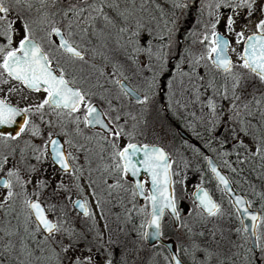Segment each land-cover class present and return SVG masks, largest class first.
Segmentation results:
<instances>
[{"label":"flooded vegetation","instance_id":"obj_1","mask_svg":"<svg viewBox=\"0 0 264 264\" xmlns=\"http://www.w3.org/2000/svg\"><path fill=\"white\" fill-rule=\"evenodd\" d=\"M118 2L121 10L128 6L126 0ZM217 4L220 7H216ZM238 4L239 0H137L135 15L127 21L116 16L115 10H110L116 26L105 29V39L89 36L81 40L79 29L73 28V39L87 49L85 61L74 60L58 51L59 37L47 35L52 26L68 30L67 19L60 14L64 7L63 0L55 7L51 4L47 6L45 10L49 12V18L43 22L40 19L42 13L35 10L39 7L35 2L31 11L17 7L10 13V18L16 20L12 46H18L24 36L21 20L29 21L33 36L49 52L53 68L58 73L63 69L66 79L75 80L78 87L93 93L91 102L111 117L119 115L120 119L113 120L111 127L123 128V133L119 136L109 135L99 126L86 127L82 122L77 125L72 117L57 116L47 106L42 112L33 109L30 113L17 116L12 125H0V131L15 134L23 120L28 119L29 128L36 125L40 133L33 136L26 129L16 140H0V164H3L0 177L6 179L8 171L15 170L23 181L21 186L15 177L11 178L12 191L16 195L0 209V227L17 233L11 237L0 233L3 236L0 246L9 240L15 245L11 253L0 250V264H18L17 256L21 259L22 252L17 244L21 245V239L27 235L22 230L27 217L23 203L26 198L38 199L45 206L50 219L60 220L72 232L76 230L75 226L82 229L81 239L72 242L82 248L85 254L92 250L95 257L104 255L106 261L110 259L112 264H126L122 259L124 246L119 242L104 241L98 235L102 231L99 223L94 222V219H84L80 223L72 218V209L83 215L74 206V199L81 197L88 202L87 197L77 193L70 204L66 198L68 193H62L59 184L54 186L55 172L66 175L74 183L78 176L92 184V176L98 177L104 168L109 169L102 175L108 185L100 192L91 188L97 194L98 203L100 200L106 201L113 213L124 219L123 223L129 231L125 243L131 248L135 236L133 228L136 223L143 224L140 233L144 264H171L170 251L161 239L172 241L173 248L184 264H264V220L259 219L264 217V159L255 155L258 138L264 135V130L260 129L255 118L251 119L252 126L248 132L241 131L240 124L230 119L229 102L215 93V89L225 83V74L207 59L208 41L201 42L203 36L210 32L211 24L218 20L215 30L230 41L228 55L234 63L238 62L244 44H237L235 32L246 29L245 36L256 32V24L264 19V0H256L250 16L249 10ZM230 16L235 21V32L227 31ZM95 27L97 30L102 29L103 22L97 21ZM124 27L132 31L119 33L118 29ZM132 32L137 35L133 36ZM50 40L56 43H50ZM3 43H6V38H0V44ZM133 48L137 51L133 52ZM146 49H150V52ZM2 79L7 83H0V98L15 107L23 109L39 104L46 96L45 92L30 90L6 74ZM115 79H120L123 85L135 91L124 96L120 85L113 83ZM228 83L230 86V80ZM210 84L213 87H209ZM253 88H261L258 81L248 83V90ZM137 97L141 101L144 97L148 99L141 103ZM210 98L217 103L216 113L207 106ZM83 114L82 106L75 115L82 119ZM49 134L52 139L60 140L62 150L72 153L74 159L69 160L71 171L65 172L54 162ZM104 136H108V139H104ZM239 141H243L247 150ZM127 143L158 144L167 152L171 165L172 194L179 220L165 209L161 217L160 239L151 243L143 235L150 218L151 202L136 194L137 188L131 173L124 175L116 169L121 161L114 156L117 149L112 145L116 144L122 149ZM45 145H48L47 151L41 156ZM5 157L7 163H4ZM209 157L227 176L233 192L225 191L216 179L208 163ZM181 169L195 183L190 191L176 179ZM138 177L144 185L145 195H149L146 174L140 173ZM117 183L119 187H109ZM198 185H203L220 205L219 215L209 216L199 206L194 197ZM27 190L31 194L24 197ZM5 192L8 189L0 186V201L4 200ZM44 192L47 193L46 198L43 197ZM62 195L64 202L61 201ZM236 195L251 201L245 207L258 217L256 221L235 207ZM140 208L145 211V217L143 213L140 214L143 222H140L139 213L136 212ZM249 221L253 222L252 234L248 229L245 231L244 222ZM28 223L33 224L31 221ZM199 225L208 226V232L200 235ZM28 230L35 239L44 238L35 227ZM58 236L61 237L58 241L68 243V237ZM35 241L31 240L32 244ZM45 246L51 252L49 256L53 257V264H57L51 249L60 252V247L51 242ZM60 258L64 259L62 252Z\"/></svg>","mask_w":264,"mask_h":264},{"label":"snow or ice","instance_id":"obj_2","mask_svg":"<svg viewBox=\"0 0 264 264\" xmlns=\"http://www.w3.org/2000/svg\"><path fill=\"white\" fill-rule=\"evenodd\" d=\"M34 2L39 4V7L35 10L37 13H42L40 19L43 22L49 18V12L45 10L47 6L51 4L55 7L62 0H0V38H6V43L0 44V83H7V81L2 79L6 74L9 78L19 81L30 90L45 92L46 96L39 104L30 105L23 109L13 106L4 98H0V125H12L16 122L17 116L30 113L33 109L36 112H42L47 106L57 116L66 115L72 117L77 125L82 122L86 127L94 128L99 126L106 130L109 135H121L123 128L111 127L113 120L118 121L120 116L111 117L108 112H105L98 105L91 102L90 97L94 95L93 93L78 87L75 80L66 79L63 74V69H60L58 73L53 68V61L49 52L33 36L32 26L29 21L21 20L24 28V36L19 41L18 46H12L13 36L16 32V20L10 18V13H13L17 7L31 11L34 7ZM136 3L137 0H126L128 6L121 10L118 0H63L64 7L61 9L60 14L67 19L68 30L64 31L62 27L52 26L47 32V35L51 37L55 34L59 37L57 45L58 51H62L74 60L85 61L87 49L83 48L81 44L73 39V28L79 29L81 40L89 36L97 39H105V29L116 26L115 18L110 15V10H115L116 16L127 21L135 15ZM255 3L256 0H239L238 6L246 7L249 10L248 15L250 16ZM216 7H220V5L217 4ZM97 21L103 22L104 27L100 30H97L95 27ZM217 23L218 20L211 24L210 32L205 34L201 41L202 43L208 41L206 45L207 59L211 61L215 68L222 70L226 77L225 83L220 88H216L215 93L229 102V117L234 122L240 124L241 131L248 132L249 127L252 126V118L257 119V124L260 126V129L264 130V90H262L264 89V19H260L256 24V32L245 36L246 29L235 32L233 27L235 21L231 16L228 18L227 31L235 32L237 44H244L242 52L238 55L237 63H234L228 55L230 41L223 34L215 30ZM90 28L92 29L91 32L89 31ZM131 31V28L128 27L118 29L119 33ZM132 35L135 36L137 33L132 32ZM50 43L56 42L50 40ZM146 50L150 52V49ZM232 50L235 51V49ZM135 51L137 49L133 48V52ZM201 58L203 59L204 57ZM236 69H239V71ZM229 80L231 82L230 86L228 83ZM255 81L259 82L261 88L248 90V83ZM113 83L120 85L124 96H129L135 91L131 88H125L120 79H115ZM209 87H213V85L210 84ZM137 99L138 102L143 103L148 98L144 97L142 101L138 97ZM82 106L84 114L81 119L80 116H76L75 114L81 110ZM207 106L213 113H216L217 103L214 99L210 98ZM41 119H43L42 116ZM26 129L33 136L40 134L36 125L29 128V120L24 119L22 126L18 128L15 134L0 131V140H16ZM128 135L130 136L131 134L129 133ZM104 139L107 140L108 136H104ZM258 139L259 145L256 147L255 155H260L264 159V135ZM49 143L51 145L54 162L59 164L65 172L71 171L69 160L74 159L72 153L62 150L63 145L60 140L52 139L51 134H49ZM68 143H71V141ZM239 143L243 145V141H239ZM112 146L114 149H117L114 151V156L118 157L121 161V163L116 165V169L124 175L128 173H131L133 176L138 175L140 169L137 163L133 161V157L143 151L145 158L141 163L145 170L151 174L152 192L149 195H145L143 183L137 182L136 194L144 196L146 200L151 202V212L148 214L150 218L146 223L149 227L154 228V232L151 235L159 237L161 235V217L166 208L171 209L172 214L179 220V212L174 195L169 192V185L172 181L171 165L168 161L167 154L162 148L156 146L149 148L148 145H144L142 149L135 143H127L122 149L118 148L116 144ZM243 146L247 150V146ZM47 147L48 145L44 146V149L41 151V156L47 151ZM39 158L37 157V159ZM4 163H7V157L4 158ZM2 167L3 164H0V169ZM212 172L215 173L225 191L229 193L233 192V189L229 187V180L224 175H221L215 166L212 167ZM7 177L6 179L0 178V186L8 189L4 200L0 201V209H3L6 202L11 201L16 195L12 191L13 183L11 178L15 177L16 181L23 186V181L18 171L9 170ZM77 179H79L78 176ZM59 186L64 187L62 183ZM119 186V183L109 185L110 188ZM196 197L199 206L205 209L209 216H217L221 213L220 205L212 199L207 191L198 187ZM23 203L27 209L24 231L32 239H35L33 233L28 230V222L31 221L35 224L36 231H40L44 239L43 241H37L36 247L32 248L22 238L20 251L24 253L26 259L21 260L17 256L18 264H33V257H35L37 264L42 260H51L53 257L49 255H35L37 252L46 253L48 249L41 245L42 243L46 244L48 242L57 244L60 247V252L64 254V259L62 260L60 258V252H56L55 248L51 249L55 253L57 264H64V260H67L68 264H93V257L91 255L86 257L68 255L74 248L71 239L74 233L71 228L65 227L60 220L54 221L50 219L45 206L39 200L26 198ZM246 204H251V201H246L239 195L235 196V207L238 210H243L244 214L249 215L252 221H256L258 217L249 212V209L245 207ZM74 206L81 209L84 216L92 215L86 200L78 199L74 202ZM259 219L264 220V217H259ZM245 231H247V228H245ZM0 233L9 237L17 234L8 231L4 227H0ZM57 234L68 237V243L64 244L62 241L56 240ZM143 235L147 237L149 233L145 232ZM200 235H204V233H200ZM213 235L215 234L213 233ZM0 239H3V236H0ZM194 247L198 248L199 246L194 245ZM0 250L11 253L15 250V245L9 240L6 244L0 246ZM106 264H112V261L109 259L106 261ZM171 264H182V259L173 255Z\"/></svg>","mask_w":264,"mask_h":264},{"label":"rangeland","instance_id":"obj_3","mask_svg":"<svg viewBox=\"0 0 264 264\" xmlns=\"http://www.w3.org/2000/svg\"><path fill=\"white\" fill-rule=\"evenodd\" d=\"M238 55V53H237ZM187 165V163H185ZM105 165V163H104ZM180 168V165H179ZM105 169V170H104ZM102 170H100V174L98 175V177L96 175H93L91 180H92V184L89 182H86L85 179L83 178H79L76 179L75 183L73 182L74 180H72L71 178H67L66 175H62V174H57V172L54 173V186H57L58 184L61 185V183L64 185V187H60V190L62 193L66 192L68 193V200L71 204V200L72 198L77 194V193H82L84 196L87 197L88 202H89V211L91 212L92 215L90 216H83L81 214H79L78 212H76L75 210L72 209V218L76 219V221H79L80 223H82V220L84 219H94L96 223H99L100 226L102 227V231L98 232V235H101V238L104 241H112V242H119L121 243L124 247H123V252L122 254L124 255L122 257V259L124 260V262L126 261V264H144V257L142 255V250H143V242H142V236H141V228L143 224H139L136 223L133 230H134V243H133V247L131 248L130 246L127 245V243H125L127 241L128 238V228L127 226L123 223L124 219L121 220V218H119L118 216H116L113 211L110 209V207L108 205H106V201L104 200H100V202L98 203V199H97V194L92 190V188L94 190L97 191H101V189L105 188L108 183L104 182V178L102 175L106 174V171H109L108 168H104ZM178 175L176 176V179L178 182H182L185 185V188L187 191H190V189L192 188V186L195 185V183H193L190 177H188V175L186 173H184V171H178ZM76 185V186H75ZM103 185V186H102ZM75 187V191L72 192V187ZM79 186V187H78ZM92 186V188H91ZM78 187V188H77ZM72 192V193H70ZM5 195H7V192L4 193ZM31 194L29 190H27L26 193H24V197ZM66 195V194H64ZM23 196V195H22ZM43 197L46 198L47 197V193L44 192ZM61 201H65L62 195V199ZM110 204V203H109ZM137 213H139L138 218L139 220L142 219L140 214H144L145 211L142 210V208L136 210ZM24 217H25V213H24ZM145 217V214H144ZM140 222H143V220H140ZM94 224V223H93ZM73 225V222L71 224V227ZM23 229L25 228V224H23ZM34 228V224H30L28 223V228ZM74 227V226H73ZM198 227V231L202 232V233H207L208 232V226H203V225H199ZM76 230L73 231V233L76 232V235H73L72 241H79L81 239V234H83V232L81 231L82 229H80L79 227L75 226ZM27 234L26 236H24V241L25 243H27L30 247L35 248L36 247V242L37 241H43L44 238H39V239H34L36 240L35 242H31V240L33 241L32 237L28 235V233H24ZM58 236V234H57ZM56 236V237H57ZM57 240H61V237H57ZM125 243V244H124ZM17 246L19 247V249H21V245L20 243L17 244ZM42 247H46L45 243H42L41 245ZM129 247V248H127ZM48 249V248H47ZM91 251V253L89 254V252ZM87 254H85L84 251H82V248L78 247L77 245H74V248L68 253L69 256H88L91 255L93 257V263L94 264H103L106 261V258L104 255L102 256H98L95 257V252L90 250ZM57 252V251H56ZM51 252L48 251L46 253H39L37 252L35 255H50ZM104 254V253H103ZM21 256V260L26 259V256L24 255V253L20 254ZM143 257V258H142ZM33 264H37L35 257H33ZM39 264H53L52 259L48 260V261H40ZM64 264H68L67 260H64ZM105 264V263H104Z\"/></svg>","mask_w":264,"mask_h":264},{"label":"water","instance_id":"obj_4","mask_svg":"<svg viewBox=\"0 0 264 264\" xmlns=\"http://www.w3.org/2000/svg\"><path fill=\"white\" fill-rule=\"evenodd\" d=\"M124 86H125V88H128L127 85H124ZM135 144H137V143H135ZM144 145H148L149 148H151L152 146H156V147L162 148V149L164 150V152L167 154V152L165 151V149H164L162 146L158 145V144H144ZM144 145H139V144H137V146H138V147H141V149L143 148ZM167 156H168V154H167ZM144 158H145V157H144V153H143V151H141L140 153L137 154V156L133 157V161L137 163V166H138V168L140 169V171H139L138 174H140V173H145V174H146V176H147V181H148V183H149V190H150V194H151V192H152L151 174H150L148 171L145 170L143 164L141 163V161H143ZM168 161H169V157H168ZM209 161H211V163H209ZM208 163H209V166H210L211 170H212V167L215 166L216 169H217V171L220 172L221 175H224V176L227 178V176H226V175L220 170L219 166L217 165V163L214 161V159H213L212 157H209ZM214 175H215V173H214ZM131 177L135 180V186H136L137 182L140 181L138 175L133 176V175L131 174ZM215 177H216V175H215ZM0 178H4V177L1 176ZM216 179H217V177H216ZM227 179H228V178H227ZM217 180H218V179H217ZM139 183H140V182H139ZM222 186H223V185H222ZM198 187H199V188H202V189L205 190V191H207V189H206L203 185H198V186L195 188V190H194V197L196 198V200H197L196 193H197V191H198ZM229 187L232 188V185L230 184V182H229ZM169 192L172 193V185H171V184L169 185ZM207 192H208V191H207ZM139 196H140V195H139ZM78 199L83 200L81 197H76V198L74 199V201H73V204H74V202H75L76 200H78ZM32 200H38V199H32ZM197 202H198V200H197ZM198 203H199V202H198ZM76 208H77V207H76ZM77 209H78L80 212H82L81 209H79V208H77ZM166 209H167V208H166ZM167 210L172 214L171 209H167ZM204 210H205V209H204ZM205 211H206V210H205ZM172 215H173V214H172ZM244 224H245L246 228L249 230V232L251 233V229H252V227H253V222H252V221L244 222ZM145 232L149 233V235H148L147 237L144 236L145 240H146L148 243H151V242H153V241L156 240V239H160V236H159V237H154V236L151 235V233L154 232V228H153V227H149V226L147 225V223H146V225H145V231H144V233H145ZM251 234H252V233H251ZM161 241H162V242L167 246V248L169 249V251H170V255H171V258L173 257V255H176L177 257H179V256L177 255L175 249H174L173 246H172V241H171V240H163V239H161ZM182 264H184V263L182 262Z\"/></svg>","mask_w":264,"mask_h":264}]
</instances>
